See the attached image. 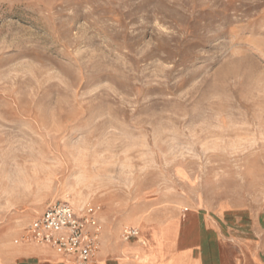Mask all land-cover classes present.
Returning a JSON list of instances; mask_svg holds the SVG:
<instances>
[{
	"label": "rangeland",
	"instance_id": "1",
	"mask_svg": "<svg viewBox=\"0 0 264 264\" xmlns=\"http://www.w3.org/2000/svg\"><path fill=\"white\" fill-rule=\"evenodd\" d=\"M55 202L264 212V0H0V239Z\"/></svg>",
	"mask_w": 264,
	"mask_h": 264
},
{
	"label": "crops",
	"instance_id": "2",
	"mask_svg": "<svg viewBox=\"0 0 264 264\" xmlns=\"http://www.w3.org/2000/svg\"><path fill=\"white\" fill-rule=\"evenodd\" d=\"M142 213L137 238L101 234L90 264H264V212L250 219L236 207L159 204ZM0 264L76 262L32 242L0 239Z\"/></svg>",
	"mask_w": 264,
	"mask_h": 264
},
{
	"label": "built area",
	"instance_id": "3",
	"mask_svg": "<svg viewBox=\"0 0 264 264\" xmlns=\"http://www.w3.org/2000/svg\"><path fill=\"white\" fill-rule=\"evenodd\" d=\"M99 210V206L89 204L79 209L68 202L49 204L42 214L26 225L20 241L44 246L55 254L73 258L76 264H90L102 233ZM138 235V228L132 226L122 232L124 240Z\"/></svg>",
	"mask_w": 264,
	"mask_h": 264
}]
</instances>
